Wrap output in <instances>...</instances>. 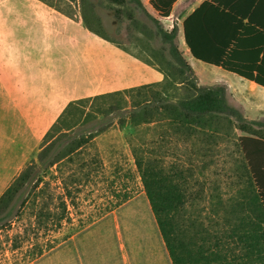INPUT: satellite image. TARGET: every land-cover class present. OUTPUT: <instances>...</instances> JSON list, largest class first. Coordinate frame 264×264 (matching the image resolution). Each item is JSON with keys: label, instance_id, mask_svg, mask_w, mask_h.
<instances>
[{"label": "trees", "instance_id": "trees-1", "mask_svg": "<svg viewBox=\"0 0 264 264\" xmlns=\"http://www.w3.org/2000/svg\"><path fill=\"white\" fill-rule=\"evenodd\" d=\"M39 1L70 19H81L87 30L121 47L91 25L83 12V0H66L68 5L78 4L80 18L74 13L60 10L48 0ZM108 1L119 7L130 3L127 0ZM132 1L143 8L140 0ZM178 1L149 0L152 15L148 16L156 26L155 35L160 37L162 47L151 60L139 57L145 64L162 73L164 81L70 103L44 136L36 162L28 165L0 196V232L9 226L13 204L25 187L32 183L30 192L35 193L37 190L40 181L35 180V177L39 168H56L59 172L62 163H73V157L80 154L90 140L107 130L101 129L87 136H72V130L81 121L82 109L88 104L117 97L123 102V107L111 106L108 113L113 111L120 116V126L127 123L133 127L164 123L168 128L174 127L176 133L188 132L191 137L203 131L215 133L221 122L225 121L229 125L234 124L235 129L244 133L238 139L239 147L249 183L259 200L261 216L250 221L244 215L238 225L241 232L237 236L235 231L238 229L231 226L221 237L212 230L208 231V226L205 227L198 217L185 218V205L196 200L199 193H190L187 188L180 186L187 185L182 172L169 176L163 161L152 157L151 152H146L149 155L136 154L135 164L150 208L148 213L153 216L171 264H264V125L249 121L229 104L226 86L199 85L195 72L175 43L177 27L164 29L160 22L170 20ZM116 12L119 15V9ZM178 19L182 22L184 43L194 60L264 88V0H207L185 18L180 14ZM163 84L170 89L181 91L184 88L186 91L179 97L172 92L163 94L149 91ZM128 105L131 107L126 110ZM63 141H67V144L60 148L59 143ZM69 197L70 192H66L65 198ZM131 200L125 197L110 213ZM27 202L23 201L22 206ZM128 211L130 215L123 216ZM128 211H122L119 217L129 220L134 219L135 215L143 217L144 212L147 213H142L138 207ZM66 212L67 207L63 202L59 214H53L49 209H40L35 219L41 223L39 226L48 224L52 219L57 221L59 227L67 219ZM57 246L45 253L39 251L33 261ZM242 249L244 252L240 254Z\"/></svg>", "mask_w": 264, "mask_h": 264}, {"label": "rangeland", "instance_id": "rangeland-1", "mask_svg": "<svg viewBox=\"0 0 264 264\" xmlns=\"http://www.w3.org/2000/svg\"><path fill=\"white\" fill-rule=\"evenodd\" d=\"M83 1V12L91 25L126 51L143 60H151L153 55L159 53L162 42L155 35L156 26L148 16L152 12L148 10L150 7L147 2L141 8L132 0H127L130 3L125 7L113 5L108 0ZM191 1L193 4L190 8L200 3L199 0H183L177 6L175 16L178 17L179 9ZM48 2L60 10L74 13L77 18L81 17L77 3L71 6L66 0ZM117 9L119 15L116 14ZM160 22L164 29L177 27L175 43L190 63L180 23L176 22L174 16ZM199 65L229 75L220 68L201 63ZM221 80L219 73L206 69L200 72L198 83L214 85ZM163 85L150 88L149 91L163 94L172 92L178 97L186 91L184 88L180 91ZM231 85L233 89L227 90L230 105L248 119L264 121V97L257 89L247 84L239 87ZM123 105L119 98L114 97L86 105L82 109V116L79 112L82 118L72 130V136H87L101 129L107 130L90 140L80 154L73 157V163H62L59 172L56 168H39L35 177V180L40 181L37 190L35 193L30 192L32 183L25 187L13 204L9 226L0 232V264H30L39 251L45 253L81 232L113 211L125 197L132 200L120 211H128L131 206L140 208L142 213H148L150 208L135 164V155H149L146 152H151L152 157L163 161L169 176L182 172L187 185L181 187L187 188L190 193H199L196 200L186 202V219L198 217L205 227L208 226V231L212 230L223 237L230 226L240 230L235 231L236 236L241 232L238 225L244 215L250 221L260 215L259 200L249 183L239 147L238 139L244 133L235 129L234 124L222 121L219 128L216 126L215 133L203 131L191 137L188 132L176 133L174 127L168 128L164 123L137 127L127 123L120 126V116L113 111L108 113V109ZM130 107L128 105L126 110ZM59 144L62 148L67 141ZM66 192H70L71 197L65 198ZM25 199L28 202L22 206V202L27 201ZM63 202L67 207V219L59 227L57 221L52 219L48 224L39 226L41 223L35 218L40 209H49L51 213L59 214ZM120 211L107 217H118ZM129 215L128 211L123 216ZM147 216L153 217L149 213ZM133 218H137L136 215ZM243 252L242 249L240 254Z\"/></svg>", "mask_w": 264, "mask_h": 264}, {"label": "crops", "instance_id": "crops-1", "mask_svg": "<svg viewBox=\"0 0 264 264\" xmlns=\"http://www.w3.org/2000/svg\"><path fill=\"white\" fill-rule=\"evenodd\" d=\"M141 1L149 6V0ZM182 1L172 12L181 26L174 12ZM199 1L197 7L190 8L192 1L181 7L180 14L185 18L207 0ZM189 58L198 80L208 69L223 79L214 85L229 91L231 83L247 84L264 97V88L200 67L204 63L190 53ZM163 81L162 73L90 32L81 19H70L39 0H0V196L36 162L44 136L70 103ZM107 215L30 264H171L146 212L129 220Z\"/></svg>", "mask_w": 264, "mask_h": 264}]
</instances>
